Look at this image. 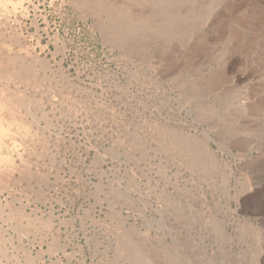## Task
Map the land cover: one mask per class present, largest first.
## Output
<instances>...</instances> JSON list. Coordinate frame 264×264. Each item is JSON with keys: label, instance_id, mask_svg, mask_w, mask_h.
Listing matches in <instances>:
<instances>
[{"label": "rangeland", "instance_id": "1", "mask_svg": "<svg viewBox=\"0 0 264 264\" xmlns=\"http://www.w3.org/2000/svg\"><path fill=\"white\" fill-rule=\"evenodd\" d=\"M0 264H264V0H0Z\"/></svg>", "mask_w": 264, "mask_h": 264}, {"label": "bare ground", "instance_id": "2", "mask_svg": "<svg viewBox=\"0 0 264 264\" xmlns=\"http://www.w3.org/2000/svg\"><path fill=\"white\" fill-rule=\"evenodd\" d=\"M156 2V1H155ZM162 2V1H161ZM237 5V4H236ZM163 9V8H162ZM169 11V10H168ZM147 13V12H146ZM147 15V14H146ZM168 16V15H167ZM147 17V16H146ZM137 27V26H136ZM175 30V29H174ZM113 40V39H112ZM13 61V60H12ZM2 62V61H1ZM12 63V62H11ZM5 64V63H4ZM11 65V64H10ZM245 102V101H244ZM120 232V231H119ZM131 254H133L131 251L129 252V256H131ZM133 258V257H132Z\"/></svg>", "mask_w": 264, "mask_h": 264}]
</instances>
